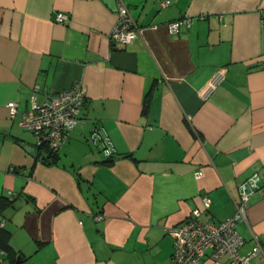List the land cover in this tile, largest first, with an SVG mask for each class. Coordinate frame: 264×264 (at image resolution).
Wrapping results in <instances>:
<instances>
[{
	"label": "crops",
	"instance_id": "crops-1",
	"mask_svg": "<svg viewBox=\"0 0 264 264\" xmlns=\"http://www.w3.org/2000/svg\"><path fill=\"white\" fill-rule=\"evenodd\" d=\"M165 1L126 0L140 30L122 44L110 38L117 0H0V196L16 197L2 215L14 264H171L165 228L204 195L199 220L230 217L254 171L239 252L259 244L249 264H264V0ZM183 16L190 24L170 33ZM74 81L84 106L46 165L18 121L33 91L42 102ZM0 264H12L1 249Z\"/></svg>",
	"mask_w": 264,
	"mask_h": 264
},
{
	"label": "built area",
	"instance_id": "built-area-1",
	"mask_svg": "<svg viewBox=\"0 0 264 264\" xmlns=\"http://www.w3.org/2000/svg\"><path fill=\"white\" fill-rule=\"evenodd\" d=\"M166 0L163 4H167ZM67 15L58 12L56 21L67 22ZM182 24L189 25L190 18L183 16L168 23L170 33H177ZM139 28L129 12L126 0H117L116 21L110 38L114 42L126 44L132 41ZM85 102V89L80 81H74L67 88L48 95L42 102L36 100L35 91L31 94V105L19 118V125L31 131L36 148L45 146L50 150H58L68 138V132L78 122ZM7 108L10 118L18 114L17 103L8 101ZM97 131L92 140H100ZM109 153V152H107ZM197 177L201 170L195 172ZM260 175L254 171L238 185L239 199L235 201L234 213L222 220H199L202 212L211 204L208 195L201 197V205L193 208L191 214L182 221L165 228V232L173 238L171 264H200L209 256L217 259L226 255L232 264H249L250 258L261 251L256 244L248 254H241L240 247L244 243L243 236L237 230L238 221L246 219L249 199L261 190ZM98 217V216H97ZM99 218V217H98ZM5 224L0 215V227Z\"/></svg>",
	"mask_w": 264,
	"mask_h": 264
},
{
	"label": "trees",
	"instance_id": "trees-1",
	"mask_svg": "<svg viewBox=\"0 0 264 264\" xmlns=\"http://www.w3.org/2000/svg\"><path fill=\"white\" fill-rule=\"evenodd\" d=\"M145 107L147 108V102H145ZM36 156L37 158H39V160L42 163L46 165H51L57 162L58 151L50 150L45 146H40L37 149ZM15 198H16L15 195L11 197L0 196V215L1 216L4 214V211L6 209L10 207H14ZM10 238H11V232L7 228H5V225L1 226L0 227V249L7 254L10 262L14 264L15 255L10 245Z\"/></svg>",
	"mask_w": 264,
	"mask_h": 264
},
{
	"label": "water",
	"instance_id": "water-1",
	"mask_svg": "<svg viewBox=\"0 0 264 264\" xmlns=\"http://www.w3.org/2000/svg\"><path fill=\"white\" fill-rule=\"evenodd\" d=\"M58 151V150H57Z\"/></svg>",
	"mask_w": 264,
	"mask_h": 264
}]
</instances>
